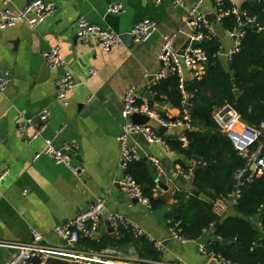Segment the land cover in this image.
Masks as SVG:
<instances>
[{"label":"crops","instance_id":"crops-1","mask_svg":"<svg viewBox=\"0 0 264 264\" xmlns=\"http://www.w3.org/2000/svg\"><path fill=\"white\" fill-rule=\"evenodd\" d=\"M29 1L12 0L8 7L18 11ZM44 1L55 3L56 12L35 29L20 23L0 30V71H5V76L12 81L0 93V264L15 255V250L3 245L29 243L32 231L44 237V244L61 246V240L54 234L55 227L79 215L81 209L90 208L101 197L106 200L107 212L120 215L154 242L161 252V261L149 264H205L206 260L198 253V244L214 240L212 231L197 241L182 244L170 237L167 215L172 208L169 205L147 209L140 203H132L117 185L122 177L116 140L123 123L122 98L131 88L141 97L143 92L152 93L154 76L162 68L159 55L163 38L176 35L177 49L190 42L192 30L187 10L198 0H186L184 7H174L171 0L160 4L153 0ZM229 1L236 4L239 0ZM251 3L254 2L243 1L240 8ZM113 4L120 5L122 10L108 13ZM3 6L0 0V8ZM216 11L217 0H203L205 16ZM81 17L120 37L130 36L134 25L145 19L154 21L157 29L146 43L122 42V48L106 53L92 37L84 41L76 39V23ZM212 24L220 27L215 22ZM219 38L223 51L228 50L231 41L225 31ZM52 48L59 50L64 68L47 70L42 53ZM90 68L95 69L96 75L84 83ZM67 70L82 84L60 102L56 99V81ZM152 102L149 106L156 111L178 117V112L163 101ZM42 111L49 113L46 128L40 138L28 142L18 134L17 120H31L33 127L39 128L38 115ZM148 125L157 131L160 129L154 120ZM173 133L165 130L163 135ZM53 137L58 148L70 147L71 165L85 170L82 179L75 178L66 167L46 156L33 161L43 148V139ZM136 144L143 160L151 156L161 163L164 175L159 177V186L167 185L173 195L185 190L174 179L176 161L184 160L183 157L168 153L160 145L145 147L138 141ZM165 160L170 161V172L162 164ZM149 166L151 169L150 163ZM105 222L101 221L100 236H110ZM106 250L113 254L107 258L109 261L141 263L131 244Z\"/></svg>","mask_w":264,"mask_h":264},{"label":"built area","instance_id":"built-area-1","mask_svg":"<svg viewBox=\"0 0 264 264\" xmlns=\"http://www.w3.org/2000/svg\"><path fill=\"white\" fill-rule=\"evenodd\" d=\"M10 1L12 0H3L4 6L0 8V30L13 28L20 23L29 29H35L56 12L55 3L49 1L30 0L18 11L8 7ZM162 1L153 0L155 4H160ZM171 2L174 7H184L186 0H171ZM230 2L234 6L233 1ZM202 3L203 0H198L187 10L188 24L192 30L190 42L196 41L198 44L195 47L189 44L183 54L184 63L188 71L186 76L190 75L191 79L196 82H201L205 77L209 60L207 53L198 46L208 36L216 35L217 29L214 24L206 21L205 15L202 12ZM262 3L264 8V0H262ZM223 5L224 0H217L215 24L219 25L221 20L227 16H233L235 24L231 30L225 31V34L231 41V47L226 51L221 49L216 54L227 65L232 61L233 56L239 53L241 41L245 36L246 29L251 27L255 28L258 32H262L264 25L257 24L255 17L238 10L235 6L231 10L223 12ZM121 10L122 7L120 5L113 4L109 6L108 13L116 14ZM156 29L157 25L154 21L145 19L134 25L130 35L135 44H143L152 37ZM75 36L79 41H84L92 37L100 49L106 53L114 48L123 47L119 35L109 29L93 25L83 17L77 20ZM175 40L176 35L174 34L167 35L163 38V45L159 55L162 68L154 76L152 86L155 87L171 75H175L178 78V87L181 94L186 95L184 86L186 76L182 73L176 60V52L178 49L175 48ZM42 58L50 70H57L65 66V62L57 48H52L42 53ZM95 75V69L90 68L87 79L83 82L89 81ZM11 82V79L8 77L0 78V93H4L11 85ZM81 84L82 82L77 80L70 71L63 72V75L56 81V99L64 102L68 95ZM122 102L123 109L121 116L123 123L116 139L119 146L118 167L122 173V177L117 182V185L120 191L127 197L137 199L138 203L150 209L149 200L143 196L140 186L129 173L130 166L142 159L138 151V145L136 144L137 137L141 134L148 144L160 145L168 153L172 152L156 129L149 125L134 124L131 118L134 115L146 116L150 121H156L160 128L175 132L182 128H190L187 123L188 117L171 118L165 114V117L162 118L160 112L149 106L148 101L139 96L133 88L124 94ZM38 117L41 121L39 128H34L31 120H23L21 118L17 120L18 134L28 142H32L41 137L48 123L49 113L42 111ZM213 120L220 134L231 143L237 155L245 162L244 168L234 176V181H236L234 191L225 197L220 196L212 201V213L216 219H220L237 204L241 194L240 187L264 175V156L260 158L264 147V125L261 130L248 126L241 121L239 114L232 106H225L215 111ZM178 139L182 148L188 146V140L185 135H178ZM69 150L70 147L67 145L58 148L55 145L54 137L44 138L43 148L34 156L33 161L39 159L41 156H46L55 164L66 167L75 178L80 180L83 178L85 170L81 166L71 165L68 155ZM147 161L152 165L158 177L156 186V190H158V182L164 175V169L158 159L154 157H147ZM195 166L197 164L194 162L191 163L186 171L181 170L177 166L176 175H180L191 183ZM246 173H249L248 177L242 180ZM1 179L2 176H0ZM105 203L106 200L103 197L98 198L89 208L88 212L79 214L55 227L54 234L61 240V246H48L44 244V237L35 231L31 232V240L29 243L4 244V247L15 250V255L5 264H45L48 258L65 260L70 262V264H119L107 259L110 255H113L110 250H105L100 254H93L84 252L78 248L80 239L96 240L99 238L100 222L103 219L110 224L115 235L117 234V229L122 227L124 229H130L134 237L144 236L143 232L134 224L127 223L118 214L107 212ZM258 226H260L259 223ZM169 234L171 238L182 244L189 242L179 235L176 226L170 227ZM208 242L205 241L198 244V253L206 260L205 264H208L211 260L216 261L217 264H232L220 255H215L208 251Z\"/></svg>","mask_w":264,"mask_h":264},{"label":"trees","instance_id":"trees-1","mask_svg":"<svg viewBox=\"0 0 264 264\" xmlns=\"http://www.w3.org/2000/svg\"><path fill=\"white\" fill-rule=\"evenodd\" d=\"M234 7L224 0L223 12ZM255 17L257 24L264 25L262 0H255L249 6L240 8ZM220 27L231 30L233 16L224 17ZM208 55L206 75L201 82L185 79V92L178 87V78L171 75L151 92L162 99L171 109L178 112V118L188 117L189 129H179L172 135H161L171 152L183 157L176 165L186 171L191 163L207 166L206 170L193 171L192 188L214 201L217 197L231 194L236 185L234 176L244 168L245 162L232 147L223 146L220 134L213 120L215 111L232 106L242 122L261 130L264 125V35L255 28H247L241 41L240 51L225 65L216 54L222 49L217 35L208 36L198 46ZM234 79L235 85L232 84ZM238 91V95L234 94ZM153 104L152 101L149 102ZM187 104V109L185 105ZM167 119V117H166ZM210 132L211 135H207ZM178 135H185L188 146L182 148ZM129 173L140 186L143 196L149 200L150 208L156 209L162 203L155 202L157 178L148 161L141 159L132 164ZM240 199L230 210L231 216L219 227H213L220 219L212 213V202L200 199L190 192L181 190L173 195L176 204L167 215L170 227L176 226L181 237L192 242L199 240L207 231H212L214 240L207 243V250L220 255L232 264H264V175L240 187ZM258 223L260 226H258ZM213 229V230H212ZM131 244L141 260L139 264L159 263L161 252L154 242L145 236L134 237L130 229H117L114 239L104 234L96 240L80 239L78 248L84 252L100 254L106 249Z\"/></svg>","mask_w":264,"mask_h":264},{"label":"water","instance_id":"water-1","mask_svg":"<svg viewBox=\"0 0 264 264\" xmlns=\"http://www.w3.org/2000/svg\"><path fill=\"white\" fill-rule=\"evenodd\" d=\"M243 1H248V2H254V0H239L236 4H234V6L238 9V10H241L240 9V3L243 2ZM206 18V21L210 24L216 22V15L215 14H210V15H206L205 16ZM224 29L222 27H219L216 29V35L219 36V37H222L224 35ZM263 35H264V29L262 31ZM121 41L124 43V44H129V45H133V39H132V36H128V37H121ZM192 45V46H197V42L196 41H191V42H187L185 45H183L180 49L177 50L176 52V60L181 68V71L182 73L186 76L187 75V68H186V65L184 63V59H183V54H184V51L185 49L188 47V45ZM46 66V65H45ZM160 67H162V65L160 64ZM47 70H49V68L46 66ZM5 71L1 70L0 71V78H5ZM232 84L235 85V81L234 79L232 80ZM234 94L237 96L238 95V91L237 90H234ZM142 96L144 99L148 100V101H155V102H160L162 101L159 97L157 96H154L152 95L151 93L149 92H143L142 93ZM185 109H187V105H185ZM161 117L164 118L165 117V114L164 113H160ZM39 118V117H38ZM131 121L134 123V124H138V125H148L150 120L148 117L146 116H142V115H134L132 116L131 118ZM165 132V129L163 128H160L158 130V133L160 135H163V133ZM207 135H211L210 132L207 133ZM219 141L222 143V145L224 146L227 141H226V138L219 134L217 135ZM137 141L142 144L143 146L147 147L149 144L146 142V140L144 139V137L140 134L138 135L137 137ZM264 156V147H263V150H262V153L260 155V158ZM163 166L164 168L166 169V171L170 172V161L168 160H165L163 163ZM198 169H203V170H206L207 169V166H195L194 167V170H198ZM248 174L249 173H246L244 175V177L242 178V180H245L247 177H248ZM175 181L181 185L185 190H187L188 192H190L192 195L194 196H198L200 199L202 200H205L207 202H212L210 198L206 197L204 194H198L191 186V183H189L188 181H186L183 177H181L180 175H175L174 177ZM129 198V197H128ZM129 200L132 202V203H138L137 199H130ZM154 201L155 202H160L162 204H165V205H169L171 208H174L176 206L175 203H172L173 202V193L171 192V190H169V187L165 184H161L159 186V189L155 191V197H154ZM89 210V207H87V209L83 210L81 209L80 210V213L79 214H84L86 212H88ZM264 212V207L262 208L261 210V213ZM231 216L230 213H226L222 218H220V220L215 223L213 229L214 230H218L219 227L221 226V224ZM101 224V222H100ZM106 225H108V232L111 236V238H114L115 234L113 233V230L112 228L110 227V224L108 222H105ZM45 264H70V262L68 261H65V260H60V259H55V258H48L45 262ZM208 264H217L216 261L214 260H211L210 262H208Z\"/></svg>","mask_w":264,"mask_h":264},{"label":"bare ground","instance_id":"bare-ground-1","mask_svg":"<svg viewBox=\"0 0 264 264\" xmlns=\"http://www.w3.org/2000/svg\"><path fill=\"white\" fill-rule=\"evenodd\" d=\"M152 94V93H151ZM228 141V140H227Z\"/></svg>","mask_w":264,"mask_h":264},{"label":"rangeland","instance_id":"rangeland-1","mask_svg":"<svg viewBox=\"0 0 264 264\" xmlns=\"http://www.w3.org/2000/svg\"><path fill=\"white\" fill-rule=\"evenodd\" d=\"M135 264H137V263H135Z\"/></svg>","mask_w":264,"mask_h":264}]
</instances>
